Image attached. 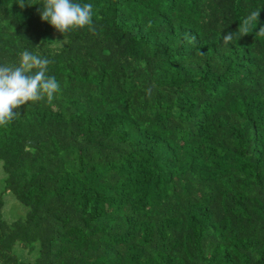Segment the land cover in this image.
<instances>
[{
  "label": "trees",
  "instance_id": "obj_1",
  "mask_svg": "<svg viewBox=\"0 0 264 264\" xmlns=\"http://www.w3.org/2000/svg\"><path fill=\"white\" fill-rule=\"evenodd\" d=\"M75 2L93 30L0 0V64L60 83L0 126V264H264V0Z\"/></svg>",
  "mask_w": 264,
  "mask_h": 264
},
{
  "label": "clouds",
  "instance_id": "obj_2",
  "mask_svg": "<svg viewBox=\"0 0 264 264\" xmlns=\"http://www.w3.org/2000/svg\"><path fill=\"white\" fill-rule=\"evenodd\" d=\"M23 8L24 0H19ZM41 19L50 23L56 30L66 33L69 30L92 29L93 7L91 4H80L75 0H44L39 9ZM254 24H260L259 33L264 35L260 11L250 12L238 28L241 34H247ZM236 32H226L222 36V44L227 47L236 36ZM39 49V48H37ZM51 61L28 50L20 54L18 66L0 64V126L7 125L15 117L22 105L47 98L52 101L60 91V83L48 75Z\"/></svg>",
  "mask_w": 264,
  "mask_h": 264
},
{
  "label": "rangeland",
  "instance_id": "obj_3",
  "mask_svg": "<svg viewBox=\"0 0 264 264\" xmlns=\"http://www.w3.org/2000/svg\"><path fill=\"white\" fill-rule=\"evenodd\" d=\"M3 171L1 169V165H0V193L2 190V182H3V178L4 175ZM3 212H5V215L9 217V219H7V217L4 215V218H6L7 221H12L15 220L19 217H22L25 215L26 212V208L24 206H22L13 196L12 194H7L4 196V208H3ZM31 258L30 255L28 254H23L22 255V259L24 260H29Z\"/></svg>",
  "mask_w": 264,
  "mask_h": 264
}]
</instances>
